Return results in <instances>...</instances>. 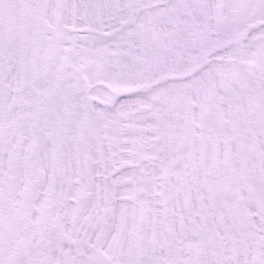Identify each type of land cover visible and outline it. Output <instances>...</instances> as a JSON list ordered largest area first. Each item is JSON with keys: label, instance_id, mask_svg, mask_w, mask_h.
I'll list each match as a JSON object with an SVG mask.
<instances>
[{"label": "snow or ice", "instance_id": "6c2138e0", "mask_svg": "<svg viewBox=\"0 0 264 264\" xmlns=\"http://www.w3.org/2000/svg\"><path fill=\"white\" fill-rule=\"evenodd\" d=\"M0 264H264V0H0Z\"/></svg>", "mask_w": 264, "mask_h": 264}]
</instances>
